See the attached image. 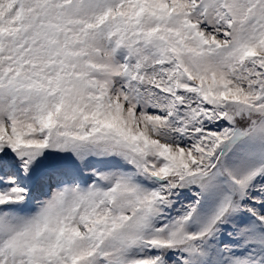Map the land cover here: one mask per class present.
I'll list each match as a JSON object with an SVG mask.
<instances>
[{"label":"snow or ice","instance_id":"snow-or-ice-1","mask_svg":"<svg viewBox=\"0 0 264 264\" xmlns=\"http://www.w3.org/2000/svg\"><path fill=\"white\" fill-rule=\"evenodd\" d=\"M0 264H264V0H0Z\"/></svg>","mask_w":264,"mask_h":264}]
</instances>
